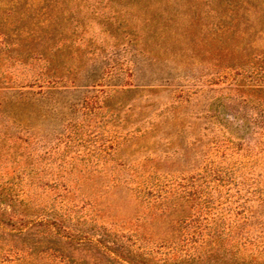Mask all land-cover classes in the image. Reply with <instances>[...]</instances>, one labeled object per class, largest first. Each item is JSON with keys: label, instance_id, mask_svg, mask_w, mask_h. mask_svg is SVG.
Wrapping results in <instances>:
<instances>
[{"label": "rangeland", "instance_id": "374dc122", "mask_svg": "<svg viewBox=\"0 0 264 264\" xmlns=\"http://www.w3.org/2000/svg\"><path fill=\"white\" fill-rule=\"evenodd\" d=\"M171 1L161 3L165 13L145 9L147 0L59 4L56 30L68 29L55 42L67 50L56 58L58 82L42 88L32 84L44 78L43 62L17 58L32 39L7 26L16 16L0 12V82L15 86L0 89V190L14 187L45 206L49 194L72 192L79 206L96 202L100 223L128 232L149 212L133 193L134 172L164 184L189 179L212 155L229 184L207 191L210 204L195 214L238 222L233 234L264 251V136L237 139L216 116L238 101L219 75L233 57L219 61L218 18L205 0ZM255 5L264 16V0ZM227 146L243 151L227 161Z\"/></svg>", "mask_w": 264, "mask_h": 264}, {"label": "trees", "instance_id": "16d2710c", "mask_svg": "<svg viewBox=\"0 0 264 264\" xmlns=\"http://www.w3.org/2000/svg\"><path fill=\"white\" fill-rule=\"evenodd\" d=\"M64 1L0 0L2 15L16 16L7 26L15 25L20 37L32 39L30 45L19 44L16 49L21 64L32 59L43 62L45 76L32 84L39 88L59 80L61 65L56 58L67 49L55 38L68 28L56 30L54 11ZM257 1L205 0L203 7L218 18L212 29L219 61L233 57L232 65L219 75L227 78L234 86L231 92L238 94L237 103L221 105L216 116L231 136L240 140L264 136V16L255 5ZM162 2L172 1L147 0L145 9L165 13ZM43 32L48 35L45 44ZM10 85L14 84L0 82V89L15 87ZM240 147H225V160L241 155L234 152L243 151ZM214 148L216 153L222 150L218 145ZM133 175V193L145 201L149 212L139 219L141 225L128 232L100 223L96 202L79 206L70 199L72 192L49 194L51 202L45 206L14 187L1 189L0 264H264L258 240L233 234L238 222H217L213 217L202 221L201 212L195 214V206L207 202L208 197L203 196L207 191L229 184L216 169L212 155L205 158L196 177L189 179L164 184L160 178L154 180L151 172ZM207 212L211 214V210Z\"/></svg>", "mask_w": 264, "mask_h": 264}]
</instances>
